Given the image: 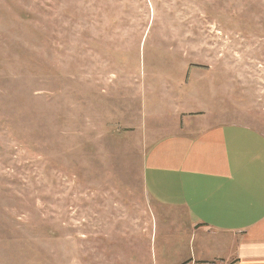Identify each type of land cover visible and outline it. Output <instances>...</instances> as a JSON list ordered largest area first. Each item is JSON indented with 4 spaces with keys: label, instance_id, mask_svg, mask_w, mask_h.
Masks as SVG:
<instances>
[{
    "label": "rangeland",
    "instance_id": "1",
    "mask_svg": "<svg viewBox=\"0 0 264 264\" xmlns=\"http://www.w3.org/2000/svg\"><path fill=\"white\" fill-rule=\"evenodd\" d=\"M189 123L264 134V0H0V264H160Z\"/></svg>",
    "mask_w": 264,
    "mask_h": 264
},
{
    "label": "crops",
    "instance_id": "2",
    "mask_svg": "<svg viewBox=\"0 0 264 264\" xmlns=\"http://www.w3.org/2000/svg\"><path fill=\"white\" fill-rule=\"evenodd\" d=\"M193 127L144 154L145 189L168 210L167 240L179 245H165L160 264H264V134L236 123Z\"/></svg>",
    "mask_w": 264,
    "mask_h": 264
},
{
    "label": "built area",
    "instance_id": "3",
    "mask_svg": "<svg viewBox=\"0 0 264 264\" xmlns=\"http://www.w3.org/2000/svg\"><path fill=\"white\" fill-rule=\"evenodd\" d=\"M184 264H227V263L223 260L198 261L196 259H190L186 261Z\"/></svg>",
    "mask_w": 264,
    "mask_h": 264
}]
</instances>
